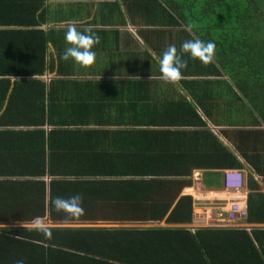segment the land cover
I'll list each match as a JSON object with an SVG mask.
<instances>
[{
	"label": "crops",
	"instance_id": "obj_1",
	"mask_svg": "<svg viewBox=\"0 0 264 264\" xmlns=\"http://www.w3.org/2000/svg\"><path fill=\"white\" fill-rule=\"evenodd\" d=\"M39 9L44 10L43 22L12 27L23 30L37 28L41 32L40 39L34 37L35 47H29L27 51L34 57L40 55L43 75L28 77L21 74L8 78L0 123L7 121L15 124L30 120L29 123L35 124L0 125V151L5 156L8 169H22V154L31 159L33 144L28 141L29 138L34 140L36 147H42L45 158L55 153L62 156L61 166L78 162V156L89 150L98 155L101 150L122 149L128 136L157 129L134 124L139 111L145 106L144 101L148 100L151 107H156L152 109V121H160L157 120L159 110L167 111L171 118L179 122L189 120V124L158 130L153 136L155 148L147 150V153L157 157L165 168L181 170L185 165L191 169L192 176L195 172L200 173L199 182L195 184L192 181L179 195L190 197L195 202L190 225L52 223L46 214L44 219L48 227L158 228L187 231L191 235L202 232L199 239L204 243L206 241L203 244L205 247L197 250L193 243L189 245L191 264H261L252 232L264 231V224H248L246 219H241L234 227H225L222 221L226 217L228 201L241 198L246 203L249 192L247 174L253 168L241 156L240 145L255 147L254 158L258 154L261 158L260 142L255 143L253 136L256 133L257 141H261L264 123L244 99L238 98L239 94L230 87L225 75L196 70V60L188 54H184L187 67L182 70L183 79L178 85L165 83L159 78V61L163 52L170 45H175L179 51L185 41L196 38L170 16L160 0H41ZM73 21L79 31L100 37L99 44L93 48L96 62L89 68L72 59H62V53L68 47L65 33L68 24ZM33 35L36 34L30 32L28 44L33 42ZM12 42L25 44V40L18 36L12 37ZM17 48L20 55H24L25 48ZM28 60H19L17 66L22 71L35 73L39 68L37 62ZM32 79L40 80L42 85ZM187 103L192 104L194 110H187ZM42 104L43 109L37 111ZM145 129L147 131H143ZM20 131L24 136H20ZM248 131L256 132L245 136ZM198 151L199 158L195 156ZM187 161L189 167L185 164ZM83 169L94 167L88 164ZM232 170L243 171L242 189L227 192L223 189V173ZM208 173L210 175L206 177ZM204 176L211 182H206ZM254 179L264 193L263 177L254 175ZM49 181L50 178H46V182ZM31 210L33 212H23L25 217H35V211ZM0 228L33 229L30 223L0 225Z\"/></svg>",
	"mask_w": 264,
	"mask_h": 264
},
{
	"label": "trees",
	"instance_id": "obj_2",
	"mask_svg": "<svg viewBox=\"0 0 264 264\" xmlns=\"http://www.w3.org/2000/svg\"><path fill=\"white\" fill-rule=\"evenodd\" d=\"M160 1L170 16L184 30H188L187 33L216 45L214 62L204 66L196 60L195 69L225 75L230 87L239 94L238 98L244 99L264 123V0ZM40 5L41 0H0V110L9 77L43 75L40 55L34 57L33 54L28 55L30 52L27 51V48L35 47L34 37L40 39L41 32L37 28H12L25 23L37 25L43 22L44 10L39 9ZM30 32L36 35H33V42L28 44ZM15 36L25 40V44L13 43L12 37ZM17 47L25 48L24 55H20ZM25 55L37 62L39 68L35 73L22 71L17 66L19 60H27ZM31 81L42 83L37 79ZM144 103L134 124L157 129H145L143 131H147V134L137 132L132 137L128 136L122 149H105L98 155L94 154V150H89L78 156V162L61 166L62 156L55 153L45 158L42 147H36L34 140L29 138L28 141L33 144L30 148L32 157L29 159L28 155L22 154L20 170L8 169L5 156L0 151V225L30 223L33 217L27 218L23 212L31 209L35 211V217L44 218L48 214L50 222L65 223V214L55 209L52 200L75 194L83 197L85 215L69 223L163 224L166 227L190 225L194 201L179 195L192 184L191 169L185 165L181 170L165 168L157 157L147 153V150L155 148L153 136L158 130L189 124V120L179 122L171 118L167 111L158 110L157 120L160 121H152V109L156 107H151L148 100ZM186 105L187 110H194L192 104ZM40 109H43V104L36 110ZM29 122L10 124L5 121L0 125L35 126ZM249 132L256 131L243 133L246 136ZM19 134L24 136L21 131ZM255 136L256 133L253 141L260 142L261 158L259 154L254 158L255 147L240 145L241 156L253 168L247 174L246 223L264 224V193L254 179V175L263 177L264 186V132L260 134L261 141H257ZM195 156H201L199 151ZM88 164L94 169L84 170L83 167ZM185 164L189 167L188 161ZM48 177L50 181L46 182ZM215 186L219 187V184ZM50 230L52 238L45 239L34 229L0 228V264H16L18 260H23L24 264H191L189 245L193 243L197 250H201L206 243L199 239L202 232L191 235L182 230ZM252 236L259 248L260 263L264 264V231H253Z\"/></svg>",
	"mask_w": 264,
	"mask_h": 264
},
{
	"label": "clouds",
	"instance_id": "obj_3",
	"mask_svg": "<svg viewBox=\"0 0 264 264\" xmlns=\"http://www.w3.org/2000/svg\"><path fill=\"white\" fill-rule=\"evenodd\" d=\"M90 32V30H88ZM65 41L68 47L62 53V59L68 61L74 60L82 67L89 68L96 62V52L94 46L100 42V37L92 34L81 32L76 27V22H70L65 33ZM216 45L212 42H204L200 39L185 41L178 51L175 45H170L160 58V79L165 83L178 85L183 79L182 70L187 67V60L184 54L193 60H198L202 65L212 64L216 58ZM83 197L75 194L69 198L56 197L52 204L58 212L65 214V223L78 221L85 215L82 206ZM30 226L42 234L45 239H51L52 233L46 220L37 216L32 219ZM16 264H24L23 260H18Z\"/></svg>",
	"mask_w": 264,
	"mask_h": 264
},
{
	"label": "built area",
	"instance_id": "obj_4",
	"mask_svg": "<svg viewBox=\"0 0 264 264\" xmlns=\"http://www.w3.org/2000/svg\"><path fill=\"white\" fill-rule=\"evenodd\" d=\"M200 173L195 172L192 176V181L195 184L199 182ZM242 179H243V171L241 170H232V171H224L223 173V189L227 192L237 191L242 189ZM195 203V202H194ZM226 217L222 221V224L225 227H234L236 222L241 219H246L248 215L247 205L242 201V199H232L227 202Z\"/></svg>",
	"mask_w": 264,
	"mask_h": 264
},
{
	"label": "rangeland",
	"instance_id": "obj_5",
	"mask_svg": "<svg viewBox=\"0 0 264 264\" xmlns=\"http://www.w3.org/2000/svg\"><path fill=\"white\" fill-rule=\"evenodd\" d=\"M207 218V217H206Z\"/></svg>",
	"mask_w": 264,
	"mask_h": 264
}]
</instances>
